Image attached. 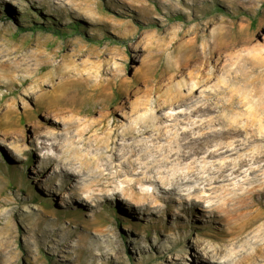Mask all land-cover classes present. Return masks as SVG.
<instances>
[{
	"label": "rangeland",
	"instance_id": "374dc122",
	"mask_svg": "<svg viewBox=\"0 0 264 264\" xmlns=\"http://www.w3.org/2000/svg\"><path fill=\"white\" fill-rule=\"evenodd\" d=\"M195 121L215 132L204 149L255 136L231 160L264 152V0H0V264H264L249 171L229 213L114 170L89 185V165L92 199L64 171L160 131L133 159L163 168Z\"/></svg>",
	"mask_w": 264,
	"mask_h": 264
},
{
	"label": "bare ground",
	"instance_id": "6f19581e",
	"mask_svg": "<svg viewBox=\"0 0 264 264\" xmlns=\"http://www.w3.org/2000/svg\"><path fill=\"white\" fill-rule=\"evenodd\" d=\"M26 94L28 95L27 92ZM195 114L196 111H191L189 115L185 114L183 118L189 119L195 116ZM178 118L179 116L174 117V120H180ZM247 119H249V117H247ZM247 124H250L249 121ZM196 130H203V132L199 136H194V131ZM214 133V130H209V125L195 121L190 129H184L181 135L178 136L177 149L169 150L168 155L161 159L160 163L161 165L163 164V168L154 169L153 167L155 165L152 164L151 167H145L138 158L135 160L133 159L137 153L147 152L155 148L156 141L162 138L160 131L154 135L147 133V137L143 136L145 141L142 143L140 142L138 145L125 144V147H127L126 150L124 147L123 150H117L116 153L109 156L106 163L102 166L98 167V165H96L95 161L97 162V160H95L94 157L81 155L79 157L77 156V162H70L69 160L67 163L64 162L66 163L64 165V171L65 173H70L72 187L76 189L78 193H88V196L92 199H95L98 193L88 192L86 189L87 184H85V182L87 181V174L90 173L89 165H93L95 168L94 171H91L93 174L91 175L89 185L94 183L96 179L101 176L107 177L110 175V171L114 170L112 172L113 177L123 174L137 176L136 179L132 181V185L130 184L131 188H133L136 183L144 185V183L153 184L154 182H159L162 184L161 188L163 190H160L161 192L167 193V195H176L184 202L187 201V199L190 203L208 202V207L211 208L212 211L223 209L225 213L234 212L232 204L236 197V195H234L235 191L242 190L244 185L248 183V180L244 178V173L249 171L251 174H254L256 185L260 184V178H264V163H262L264 161V152H258L250 158H241L233 162L231 160L233 156H240V152L243 149L250 144L258 142L259 139L252 136L245 140H236L227 145H219L216 149L211 151H209L208 148L204 149V142L209 136L212 134L214 135ZM37 147L39 150H42L46 148V144L45 142H40ZM71 147L70 145L69 148ZM125 155H127L126 161H123L122 165L126 168V171L123 170V168H116L114 165L115 159L122 158ZM200 156L202 157L200 158ZM102 158L103 156L100 155L98 160L100 161ZM215 158L222 159V162L215 163V161H212L209 164L208 160ZM168 166L171 167L168 168ZM166 168H168L167 172L164 171ZM59 189L63 190V188ZM122 191L129 192V189H123ZM207 191H210L211 195L203 194L201 196L202 199H196L198 193H205ZM55 192H57V190H55ZM132 192L135 194L134 191H131V193ZM149 194H151V196L155 195L154 191ZM213 199L216 201L214 202ZM84 207L87 208V205L84 204ZM205 211L210 210L206 209ZM251 256L238 254L227 259L226 263L245 264L247 259L251 258ZM252 264L255 263L252 261Z\"/></svg>",
	"mask_w": 264,
	"mask_h": 264
},
{
	"label": "trees",
	"instance_id": "16d2710c",
	"mask_svg": "<svg viewBox=\"0 0 264 264\" xmlns=\"http://www.w3.org/2000/svg\"><path fill=\"white\" fill-rule=\"evenodd\" d=\"M52 28V27H51ZM74 30H78V26H76V25H73V27H72ZM35 29V27L34 26H27V27H22L21 29H20V32H27V31H32V30H34ZM49 30H52V29H49ZM58 34H61L60 32H57Z\"/></svg>",
	"mask_w": 264,
	"mask_h": 264
}]
</instances>
